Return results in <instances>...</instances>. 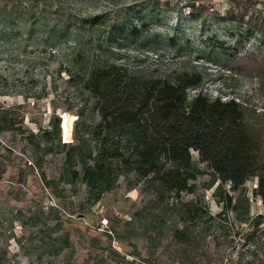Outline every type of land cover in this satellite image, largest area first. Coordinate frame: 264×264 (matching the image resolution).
Here are the masks:
<instances>
[{
  "label": "trees",
  "instance_id": "obj_1",
  "mask_svg": "<svg viewBox=\"0 0 264 264\" xmlns=\"http://www.w3.org/2000/svg\"><path fill=\"white\" fill-rule=\"evenodd\" d=\"M246 4L237 11L231 5L226 17L251 31L259 17L249 13ZM204 10L203 5L191 4L195 17ZM90 23H100L98 16ZM226 65L255 69L264 94V52L245 54ZM69 78H79L74 87L86 94L75 111L71 141L62 140L61 116L55 112L46 126L25 133L22 119L16 120L11 108L0 105V135L13 131L23 139L21 151L30 153V170H37L42 187L60 197L66 185L75 191L80 183L85 198L78 203L83 206L115 190L122 177L127 190H138L139 201L131 207L130 218L109 216L119 229L109 226L118 240L131 245L129 255L138 258L136 264H223L224 254L231 255L234 248L232 224L250 223L248 179L256 178L252 193L264 204V112L234 97L203 92V77L196 72L181 71L166 79L94 59L79 62ZM190 89L199 90L191 94ZM55 156L60 163L48 173ZM209 189L220 206L215 213L206 198ZM53 209H31L22 214L21 223L29 221L35 227L45 253L66 256L73 244L69 232L51 217ZM110 227L100 231L109 242ZM246 240L255 246L252 232ZM89 246V251L101 248L90 252L91 264L134 261L110 243L99 246L94 236ZM242 255L239 252L231 262L241 264ZM250 255L264 262L255 248Z\"/></svg>",
  "mask_w": 264,
  "mask_h": 264
},
{
  "label": "rangeland",
  "instance_id": "obj_2",
  "mask_svg": "<svg viewBox=\"0 0 264 264\" xmlns=\"http://www.w3.org/2000/svg\"><path fill=\"white\" fill-rule=\"evenodd\" d=\"M193 3L203 5L205 13L193 16ZM245 3L248 12L259 17L251 31L226 17L231 5L237 11ZM95 16L100 23L93 25L90 18ZM132 29L138 34L130 33ZM256 52H264V0H0V105L11 108L16 120L22 119L25 133L46 126L55 112L61 116L62 140L71 141L75 111L86 94L75 89L79 78H69V71L79 62L108 59L130 71L166 79L181 71L200 73L203 92L234 97L261 113L264 94L255 69L233 70L226 65ZM23 142L13 131L0 135V168H5L0 174V264H91L90 252L101 250L89 251L92 236L99 246L110 243L134 260L131 245L117 239L114 228H119L109 216L130 218L138 190H127L121 177L119 186L94 204L79 205L85 198L80 183L74 186L76 192L66 185L63 195L56 197L42 187L37 170L31 172L32 158L21 151ZM192 155L197 158L196 151ZM59 163V156L53 157L47 172ZM256 181L245 183L250 223L232 224L234 248L231 255L224 254L223 264L235 261L239 252L241 264H261L250 255L254 248L259 258L264 255V204L252 193ZM211 192L206 191V198L215 213L220 206ZM50 206L55 208L51 217L70 234L73 249L66 256L45 253L35 227L29 221L21 223L22 214L39 208L47 212ZM108 227L113 231L110 242L100 232L110 231ZM248 232L256 247L246 240ZM138 261L135 258L132 264Z\"/></svg>",
  "mask_w": 264,
  "mask_h": 264
},
{
  "label": "built area",
  "instance_id": "obj_3",
  "mask_svg": "<svg viewBox=\"0 0 264 264\" xmlns=\"http://www.w3.org/2000/svg\"><path fill=\"white\" fill-rule=\"evenodd\" d=\"M103 230V229H102Z\"/></svg>",
  "mask_w": 264,
  "mask_h": 264
}]
</instances>
